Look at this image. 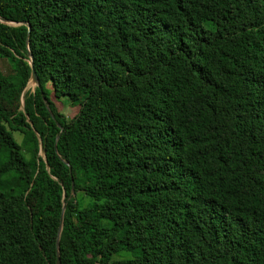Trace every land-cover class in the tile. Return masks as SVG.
<instances>
[{"label": "trees", "instance_id": "obj_1", "mask_svg": "<svg viewBox=\"0 0 264 264\" xmlns=\"http://www.w3.org/2000/svg\"><path fill=\"white\" fill-rule=\"evenodd\" d=\"M0 18V264H264V0Z\"/></svg>", "mask_w": 264, "mask_h": 264}, {"label": "rangeland", "instance_id": "obj_2", "mask_svg": "<svg viewBox=\"0 0 264 264\" xmlns=\"http://www.w3.org/2000/svg\"><path fill=\"white\" fill-rule=\"evenodd\" d=\"M0 67H1V69L3 71V73L6 74V75L11 72V66L8 63V61L5 60V59H0ZM42 79H43L44 82H48L46 75H43ZM35 87H36V85L33 84L32 82H30L28 87H27V89H34ZM60 103L61 104H59V106L61 108V111L66 116L71 117V116L75 115L78 112V108L76 106L71 105L70 103H65L64 100H62ZM14 136L20 143L22 142V136L21 135L16 133V134H14ZM132 257H133V252L123 250V251H119V252L115 253L112 256V260H114V261L126 260V259H131ZM82 264H87V263L82 261Z\"/></svg>", "mask_w": 264, "mask_h": 264}, {"label": "water", "instance_id": "obj_3", "mask_svg": "<svg viewBox=\"0 0 264 264\" xmlns=\"http://www.w3.org/2000/svg\"><path fill=\"white\" fill-rule=\"evenodd\" d=\"M0 21H1L2 23H5V24H7V25H10V26L26 25V26L29 28V30H30V25H29L28 23H20V24H16V23H14V22H12V21H7V20H4V19H2V18H0ZM28 49H29V47H28ZM29 56L31 57V63H30V65H31V69H32L31 79H30L29 83L32 82V83L35 84L36 87H37V86H39L40 81H39V77H38V75H37V72H36V69H35L34 63H33V61H32V54H31L30 50H29ZM28 85H29V84H28ZM42 155L44 156V151H43V150H42ZM47 170H49V166H48V164H47ZM73 194H74V190H73ZM64 209H65V206H64ZM61 229H62V228H61ZM57 248H59V239H58V241H57ZM57 256H58V257H57V262H56V264H62V263H61V259H60V255H59V251H58V255H57Z\"/></svg>", "mask_w": 264, "mask_h": 264}]
</instances>
